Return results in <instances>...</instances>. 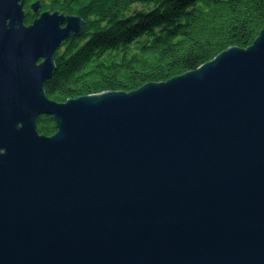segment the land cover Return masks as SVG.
I'll use <instances>...</instances> for the list:
<instances>
[{"label": "water", "instance_id": "95a60500", "mask_svg": "<svg viewBox=\"0 0 264 264\" xmlns=\"http://www.w3.org/2000/svg\"><path fill=\"white\" fill-rule=\"evenodd\" d=\"M0 0V264H264V28L197 69L59 102L84 19ZM52 115L57 130L40 133Z\"/></svg>", "mask_w": 264, "mask_h": 264}, {"label": "trees", "instance_id": "16d2710c", "mask_svg": "<svg viewBox=\"0 0 264 264\" xmlns=\"http://www.w3.org/2000/svg\"><path fill=\"white\" fill-rule=\"evenodd\" d=\"M51 10L84 19L56 53L47 81L59 102L107 90L132 91L197 69L231 46L252 45L264 28V0H26L25 23ZM38 130L56 132L52 115Z\"/></svg>", "mask_w": 264, "mask_h": 264}, {"label": "flooded vegetation", "instance_id": "af4514ba", "mask_svg": "<svg viewBox=\"0 0 264 264\" xmlns=\"http://www.w3.org/2000/svg\"><path fill=\"white\" fill-rule=\"evenodd\" d=\"M42 115H45V114H42ZM40 116H41V115H40ZM40 116L37 118V126H38V120H39Z\"/></svg>", "mask_w": 264, "mask_h": 264}, {"label": "bare ground", "instance_id": "6f19581e", "mask_svg": "<svg viewBox=\"0 0 264 264\" xmlns=\"http://www.w3.org/2000/svg\"><path fill=\"white\" fill-rule=\"evenodd\" d=\"M40 8H41V7H40ZM65 43H66V41H65ZM65 43H64V44H65ZM63 46H64V45H63ZM63 46H62V47H63ZM62 47H61V48H62Z\"/></svg>", "mask_w": 264, "mask_h": 264}]
</instances>
